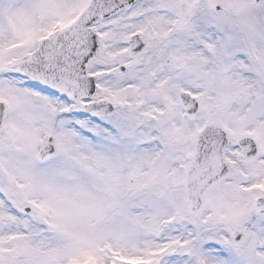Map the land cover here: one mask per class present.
Instances as JSON below:
<instances>
[{
    "label": "snow or ice",
    "instance_id": "snow-or-ice-1",
    "mask_svg": "<svg viewBox=\"0 0 264 264\" xmlns=\"http://www.w3.org/2000/svg\"><path fill=\"white\" fill-rule=\"evenodd\" d=\"M0 264H264V0H0Z\"/></svg>",
    "mask_w": 264,
    "mask_h": 264
}]
</instances>
